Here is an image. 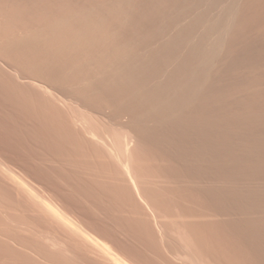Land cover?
I'll list each match as a JSON object with an SVG mask.
<instances>
[{
    "label": "rangeland",
    "instance_id": "rangeland-1",
    "mask_svg": "<svg viewBox=\"0 0 264 264\" xmlns=\"http://www.w3.org/2000/svg\"><path fill=\"white\" fill-rule=\"evenodd\" d=\"M0 264H264V0H0Z\"/></svg>",
    "mask_w": 264,
    "mask_h": 264
}]
</instances>
